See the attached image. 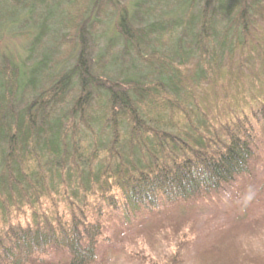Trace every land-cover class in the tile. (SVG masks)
<instances>
[{
    "label": "trees",
    "instance_id": "obj_1",
    "mask_svg": "<svg viewBox=\"0 0 264 264\" xmlns=\"http://www.w3.org/2000/svg\"><path fill=\"white\" fill-rule=\"evenodd\" d=\"M8 26L35 28L24 58L0 50V264H94L108 226L120 235L253 174L264 0H0ZM253 186L255 225L264 176ZM214 251L203 264H264Z\"/></svg>",
    "mask_w": 264,
    "mask_h": 264
},
{
    "label": "rangeland",
    "instance_id": "obj_2",
    "mask_svg": "<svg viewBox=\"0 0 264 264\" xmlns=\"http://www.w3.org/2000/svg\"><path fill=\"white\" fill-rule=\"evenodd\" d=\"M107 25L105 31L111 32L113 23ZM34 28L24 30L21 27L20 30L8 26L0 32V50L8 51L15 58H24ZM104 43L102 39L98 47ZM72 59V55L66 57L63 67H68ZM257 152L259 158L262 157L253 161L251 177H246L245 182L243 179L235 182L237 193L264 176V128L257 142ZM236 192L229 191L232 199H235ZM228 194L222 192L210 200L189 203L182 211L153 217L152 221L142 225L131 218L120 235L108 226L105 236L112 239L111 245L107 250L100 249L94 264H169L179 254L185 264H203L205 248L226 254L264 253V222L254 225L249 219L258 211L233 212L235 209L230 208V200L226 199Z\"/></svg>",
    "mask_w": 264,
    "mask_h": 264
},
{
    "label": "clouds",
    "instance_id": "obj_3",
    "mask_svg": "<svg viewBox=\"0 0 264 264\" xmlns=\"http://www.w3.org/2000/svg\"><path fill=\"white\" fill-rule=\"evenodd\" d=\"M257 189L253 185H248L242 193L238 194L236 204L240 207L241 211L246 210L257 197ZM226 199L231 200V193L228 194Z\"/></svg>",
    "mask_w": 264,
    "mask_h": 264
}]
</instances>
